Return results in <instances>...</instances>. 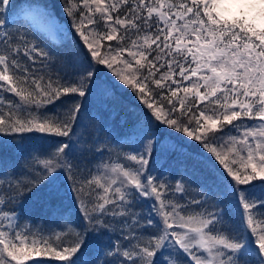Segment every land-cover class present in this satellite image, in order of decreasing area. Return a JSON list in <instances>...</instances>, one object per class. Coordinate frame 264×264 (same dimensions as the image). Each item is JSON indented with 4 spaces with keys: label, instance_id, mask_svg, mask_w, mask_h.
I'll list each match as a JSON object with an SVG mask.
<instances>
[{
    "label": "snow or ice",
    "instance_id": "1",
    "mask_svg": "<svg viewBox=\"0 0 264 264\" xmlns=\"http://www.w3.org/2000/svg\"><path fill=\"white\" fill-rule=\"evenodd\" d=\"M63 11L71 40L48 5L0 0V135L19 134L23 156L0 169V264H83L89 238L102 255L88 264H264V0H64ZM119 86L145 110L125 122L135 142L113 159L98 117L88 139L108 159L82 166L84 101L99 91L114 105ZM36 133L46 146H25ZM174 133L198 143L186 152ZM168 153L184 173L155 168ZM32 198L52 227L31 223Z\"/></svg>",
    "mask_w": 264,
    "mask_h": 264
},
{
    "label": "trees",
    "instance_id": "2",
    "mask_svg": "<svg viewBox=\"0 0 264 264\" xmlns=\"http://www.w3.org/2000/svg\"><path fill=\"white\" fill-rule=\"evenodd\" d=\"M17 4L23 5L24 2L44 4L50 6L54 12L57 14L58 19L61 22H64L69 27L68 39L71 40L72 37L70 33L73 31L71 27V20L66 16L63 11L64 0H16ZM50 47L53 50L58 52H64L66 47H61L60 43H51L49 42ZM106 72V70H105ZM105 72L101 73V78L107 81V84L112 83L111 74L105 75ZM107 86V85H105ZM115 91V99L116 103L113 105L111 101H107L106 97L102 96V94L98 91L95 96H89L84 101L85 108L81 113L82 122L87 131L84 136L80 137V143L76 145L77 153L76 158L79 162H81L82 166L87 165L94 168L95 163L98 162V158L101 157L99 152L96 150L100 147L101 141L95 140V136H93L92 140L88 139V133L93 132L94 125L97 121L98 117H103L106 121L107 127L111 129V134L114 138V141L108 137L111 141L108 144L109 148L115 149L113 155L116 152H121L127 150L125 145L131 144L135 137H129L125 139L124 133L128 131L125 122L134 121L139 115L144 114L145 110L143 106L140 105L138 100H136L131 94L130 90H126V86H119L114 89ZM168 129L164 128V131L161 132L162 135L167 137ZM173 137L176 141L182 143L184 145V150L186 152H191L195 145L198 142H189L190 138L184 137L181 133H174ZM74 139H76L74 137ZM95 142L96 148H92V144ZM21 143V136L19 134L12 136L11 139L0 135V169H8L19 168V165L23 162V156L20 154V148L17 147ZM23 144L25 146L35 145L40 147L41 145L46 146L47 140L42 134H23ZM91 151H84L83 155H81V149H89ZM108 153L104 151L103 154ZM173 159H168V163L163 168L160 166L157 168L159 172L163 173L165 176H175L176 173H184V164L181 159L178 157L176 153H171ZM173 161H176V164H173ZM197 175H201V173H197ZM178 178V177H177ZM194 195V193L192 194ZM183 202V201H182ZM65 205L72 208V218L75 223H81L80 214L75 210V207L71 204V201L65 199ZM149 205L144 204L142 207L147 208ZM24 208L28 214L31 216V223L35 227L39 228H49L52 227L49 223L48 216L46 215V210L42 209L40 206V202L35 198H32L25 202ZM140 209L138 208L137 211ZM47 234V233H45ZM119 236V232L111 235V240L113 242L116 241ZM104 240L107 241L108 237L105 236ZM98 250H100V254L102 255V248L97 241L89 238L88 245L82 255L81 259L83 264H88V262L97 255ZM31 260H46L49 264H63V262L57 260L52 255L47 256H36L33 255L28 261H25V264H31Z\"/></svg>",
    "mask_w": 264,
    "mask_h": 264
},
{
    "label": "rangeland",
    "instance_id": "3",
    "mask_svg": "<svg viewBox=\"0 0 264 264\" xmlns=\"http://www.w3.org/2000/svg\"><path fill=\"white\" fill-rule=\"evenodd\" d=\"M59 26H60V28H61L62 30L65 31V28H63V26H62L61 24H59ZM64 31H63V32H64Z\"/></svg>",
    "mask_w": 264,
    "mask_h": 264
}]
</instances>
